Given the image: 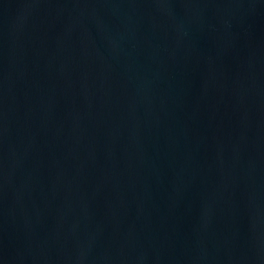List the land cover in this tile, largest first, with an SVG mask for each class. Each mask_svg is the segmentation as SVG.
I'll return each mask as SVG.
<instances>
[{
    "label": "water",
    "instance_id": "95a60500",
    "mask_svg": "<svg viewBox=\"0 0 264 264\" xmlns=\"http://www.w3.org/2000/svg\"><path fill=\"white\" fill-rule=\"evenodd\" d=\"M0 264H264V0H0Z\"/></svg>",
    "mask_w": 264,
    "mask_h": 264
}]
</instances>
